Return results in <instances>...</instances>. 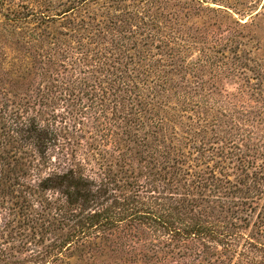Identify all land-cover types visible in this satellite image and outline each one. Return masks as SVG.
I'll return each instance as SVG.
<instances>
[{
	"label": "trees",
	"instance_id": "16d2710c",
	"mask_svg": "<svg viewBox=\"0 0 264 264\" xmlns=\"http://www.w3.org/2000/svg\"><path fill=\"white\" fill-rule=\"evenodd\" d=\"M0 11V264H264V0Z\"/></svg>",
	"mask_w": 264,
	"mask_h": 264
},
{
	"label": "rangeland",
	"instance_id": "374dc122",
	"mask_svg": "<svg viewBox=\"0 0 264 264\" xmlns=\"http://www.w3.org/2000/svg\"><path fill=\"white\" fill-rule=\"evenodd\" d=\"M30 1H40V0H0V8H6V7H9V6H22L23 4H25V2H30ZM1 12V11H0ZM258 13V12H257ZM256 13V14H257ZM249 21V20H248ZM254 25H255V28L258 32V35L260 37V39L263 41L264 43V18H257L254 20ZM2 39L0 40L1 44H3L5 41H8L9 40V37L7 36L6 33H3L2 34ZM9 47H10V44L9 43H6L5 45V50L10 53L9 51ZM27 255H22L21 258H24L26 257ZM239 259H235L234 261L230 262V264H236L238 263ZM245 260V259H244ZM264 260V259H263ZM173 261H171L170 263H172ZM246 263H243V264H250V263H247V261L245 260ZM173 264V263H172Z\"/></svg>",
	"mask_w": 264,
	"mask_h": 264
}]
</instances>
